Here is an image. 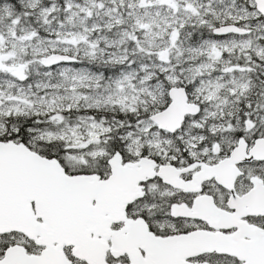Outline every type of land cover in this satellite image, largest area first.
Segmentation results:
<instances>
[{"label":"snow or ice","instance_id":"1","mask_svg":"<svg viewBox=\"0 0 264 264\" xmlns=\"http://www.w3.org/2000/svg\"><path fill=\"white\" fill-rule=\"evenodd\" d=\"M0 264H264V0H0Z\"/></svg>","mask_w":264,"mask_h":264}]
</instances>
